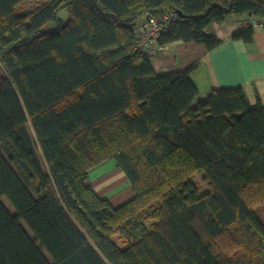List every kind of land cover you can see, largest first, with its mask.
Segmentation results:
<instances>
[{
    "label": "trees",
    "instance_id": "trees-1",
    "mask_svg": "<svg viewBox=\"0 0 264 264\" xmlns=\"http://www.w3.org/2000/svg\"><path fill=\"white\" fill-rule=\"evenodd\" d=\"M23 1L0 0V264H264V105L198 97L195 66L157 72L134 32L168 11L157 44L212 50L210 23L264 0ZM107 160L117 205L88 178Z\"/></svg>",
    "mask_w": 264,
    "mask_h": 264
},
{
    "label": "crops",
    "instance_id": "crops-1",
    "mask_svg": "<svg viewBox=\"0 0 264 264\" xmlns=\"http://www.w3.org/2000/svg\"><path fill=\"white\" fill-rule=\"evenodd\" d=\"M249 19V15L239 14L229 16L220 23H210L206 31L221 40L212 50H206L203 45L191 41H175L165 45L162 49L165 52L153 59L154 69L161 73L174 72L184 68L197 57L198 64L191 70L190 77L197 87L198 97L204 96L214 88L241 86L251 104L256 102L257 95L264 105V25L253 27L250 42L231 38V33L239 24ZM177 54L182 61L177 62ZM102 165L104 164L89 170L88 178L93 189L99 193H111L118 203L124 201L130 195V189H127L128 182L124 183L126 179L123 173L114 165L107 172L97 176L98 169L93 170ZM105 181L107 183L103 185Z\"/></svg>",
    "mask_w": 264,
    "mask_h": 264
},
{
    "label": "rangeland",
    "instance_id": "rangeland-1",
    "mask_svg": "<svg viewBox=\"0 0 264 264\" xmlns=\"http://www.w3.org/2000/svg\"><path fill=\"white\" fill-rule=\"evenodd\" d=\"M42 0H24L23 2H21L20 4H18L16 7H17V12H22V11H24V10H29L30 8H32V7H34V6H36L38 3H40ZM58 15L60 16V17H63V16H65L66 15V11L64 10V9H61L59 12H58ZM169 18H171V17H169ZM168 21H170L169 19H168ZM167 21V22H168ZM55 24H54V22H51V23H49L47 26H48V28L49 29H52V28H55V26H54ZM163 31H166V29L164 28L163 29ZM157 36V35H156ZM182 43H185V42H183V41H181ZM191 43H194V42H192L191 41ZM170 44V43H169ZM195 44V43H194ZM166 45H168V44H166ZM165 46V45H164ZM164 46H162V45H159V44H157L156 43V38H154L153 39V48H152V51H151V54H149V56H151V59H152V63H153V59H155L159 54L160 55H162L164 52H165V50L163 51L162 49L164 48ZM185 50H186V53H188L189 51H188V49L187 48H185ZM167 51H168V49H167ZM169 52V51H168ZM177 56V58H178V60H177V62H180V61H182V59L180 58V56L177 54L176 55ZM197 57H195V58H193V60L191 61V62H189V64H192V65H194L195 67L197 66V64H198V58L196 59ZM157 61V60H156ZM189 64H187V65H189ZM186 65V66H187ZM185 66V67H186ZM194 67V68H195ZM181 69H183V68H181ZM3 75V69H2V66L0 65V77ZM102 164H104V165H102V166H100V167H96V168H94V170L93 171H96L97 169H98V172H97V176H99V175H101L102 173H105V172H107L109 169H111L113 166H114V161L113 160H107V161H105L104 163H102ZM12 167H13V169H15L18 173H19V171L15 168V166H13L12 165ZM93 169V168H92ZM19 175H20V173H19ZM92 175V174H91ZM21 176V175H20ZM22 177V176H21ZM92 177V176H91ZM195 179H196V182H197V184L202 188V189H204L205 188V186H204V184H203V182L201 181V179H200V176L199 175H196V177H195ZM25 182V181H24ZM26 184H27V186L28 187H30V188H32L27 182H25ZM107 183V181H105L104 182V184L103 185H105ZM124 183L126 184L127 183V181L126 180H124ZM118 184L119 185H121V183L119 182V180H118ZM128 190H129V187L127 188ZM31 192L34 194V191L31 189ZM104 196H107L108 198H113V196H112V194L111 193H102ZM3 201V204L6 206V208L9 210V211H12V209H11V207H10V205L8 204V202L5 200V199H2ZM112 202L115 204V205H117V204H119L120 202H122V201H119V203H118V201H116V200H114V199H112ZM23 225V224H22ZM24 226V225H23Z\"/></svg>",
    "mask_w": 264,
    "mask_h": 264
},
{
    "label": "built area",
    "instance_id": "built-area-1",
    "mask_svg": "<svg viewBox=\"0 0 264 264\" xmlns=\"http://www.w3.org/2000/svg\"><path fill=\"white\" fill-rule=\"evenodd\" d=\"M172 13L165 11L160 17L149 16L141 19L136 27L134 28V32L138 37L137 46L147 54H151L153 48V39L158 36V34L163 31L165 27V22L171 20ZM252 25V27H256L258 25H264V20H257L254 16H251L248 21L241 22L240 25ZM157 35V36H156Z\"/></svg>",
    "mask_w": 264,
    "mask_h": 264
},
{
    "label": "water",
    "instance_id": "water-1",
    "mask_svg": "<svg viewBox=\"0 0 264 264\" xmlns=\"http://www.w3.org/2000/svg\"><path fill=\"white\" fill-rule=\"evenodd\" d=\"M180 14V13H179Z\"/></svg>",
    "mask_w": 264,
    "mask_h": 264
}]
</instances>
